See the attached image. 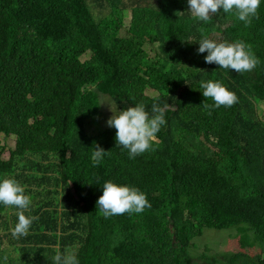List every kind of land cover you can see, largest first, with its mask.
Instances as JSON below:
<instances>
[{
	"label": "trees",
	"instance_id": "obj_1",
	"mask_svg": "<svg viewBox=\"0 0 264 264\" xmlns=\"http://www.w3.org/2000/svg\"><path fill=\"white\" fill-rule=\"evenodd\" d=\"M258 16L246 27L222 9L194 18L188 0H0V181L16 179L25 215L38 217L14 238L20 210L0 204V264H54L57 250L80 264H264V0ZM205 37L250 44L260 64H208ZM209 80L238 102L208 115ZM153 96L166 124L130 158L100 103L118 114L143 102L151 114ZM3 135L16 141L8 160ZM97 144L109 154L94 166ZM108 180L139 188L151 207L105 219L96 201ZM241 226L242 250L190 254L205 229Z\"/></svg>",
	"mask_w": 264,
	"mask_h": 264
},
{
	"label": "clouds",
	"instance_id": "obj_2",
	"mask_svg": "<svg viewBox=\"0 0 264 264\" xmlns=\"http://www.w3.org/2000/svg\"><path fill=\"white\" fill-rule=\"evenodd\" d=\"M261 0H188L189 10L194 18L201 21H209L222 9L225 13H233L245 26H250L253 18L258 19V8ZM191 42V41H190ZM198 53L207 52L205 62L216 64L219 68L234 70L237 73L250 72L260 64L255 56L252 46L243 41L216 42L207 37L199 41ZM202 94L210 98L214 103H204L203 107L208 115L212 114L214 108L221 106L231 107L238 102L235 92L230 91L224 84L218 81H201ZM151 114L146 110L143 102L130 106L115 113L107 102L112 115L107 120L109 127L115 128V139L117 146L127 149L130 158L152 150L157 133L166 124L164 112L158 101L159 96H153ZM79 115V114H78ZM109 154L98 144L92 153L93 165H99L104 156ZM71 183V182H70ZM30 197L25 195L24 187L14 178H5L0 181V204L15 206L20 211L17 213L18 222L12 229V236L19 238L27 236L29 229L36 216H26L24 210L29 209ZM101 214L105 219L114 215L125 213H142L151 204L147 196L139 188L128 185H120L112 180L103 184V193L96 201ZM5 256L4 260L7 261ZM54 264H80L74 253H61L56 251L53 257Z\"/></svg>",
	"mask_w": 264,
	"mask_h": 264
},
{
	"label": "rangeland",
	"instance_id": "obj_3",
	"mask_svg": "<svg viewBox=\"0 0 264 264\" xmlns=\"http://www.w3.org/2000/svg\"><path fill=\"white\" fill-rule=\"evenodd\" d=\"M127 27L130 26V23L132 21V12L127 11L126 12V17H125ZM150 53V56L153 57L155 55V49L150 48L148 50ZM107 103L112 107L113 103L110 101H107ZM108 105V106H109ZM104 122L106 123V115H102L101 118H104ZM92 128V126H91ZM2 144L5 145V151L2 155V158L4 160H8L10 158V152L11 150L15 149V138L14 137H5L4 135L2 136ZM19 166V165H18ZM61 190V188H59ZM52 191H54L52 189ZM73 193V190H72ZM54 201H55V206H52L51 209L57 210V212L62 214L65 210L62 208L63 206V201H64V196L61 193H54ZM47 199H43V201H46ZM43 201H40V204L44 207ZM45 208V207H44ZM26 213H30L28 210H24ZM9 215V212H8ZM238 238L237 242L236 239ZM240 238V240H239ZM248 240V227L247 226H241L237 227L234 229H230L227 231H216L212 229H205L203 236L199 237L194 241V246L192 249H190V254L197 256V254H200L201 252H209V253H216V254H222V253H227L231 251V253H235L239 250H242L239 241L245 242ZM75 252V251H74ZM246 252L249 254V256L255 257L257 255H261V253H257L255 249H247ZM76 254V252H75Z\"/></svg>",
	"mask_w": 264,
	"mask_h": 264
}]
</instances>
